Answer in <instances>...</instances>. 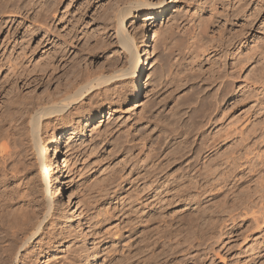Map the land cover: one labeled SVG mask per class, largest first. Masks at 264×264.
Returning <instances> with one entry per match:
<instances>
[{
    "label": "rangeland",
    "instance_id": "1",
    "mask_svg": "<svg viewBox=\"0 0 264 264\" xmlns=\"http://www.w3.org/2000/svg\"><path fill=\"white\" fill-rule=\"evenodd\" d=\"M151 1L156 3L158 0ZM166 1H168V6L161 11H166L165 14L163 13L164 16L159 12V16L148 22L145 27L147 32L146 45L143 46L141 38L137 37L138 47L141 50L144 63L143 73L138 80L140 83L138 101L133 104L130 103L128 106L121 105L120 108L105 102L102 94H93V96H96V98H92L93 101L95 100L97 105H103L105 112L102 116H94L87 127L86 136L80 135L77 140L79 143H88L92 141L91 137H93V142L99 141L102 143L100 144L102 147L100 146V149L95 150L90 147L82 153H75L70 156L66 175L63 179L57 173H52V181L54 182L51 189L50 187L48 189V185L43 182V176L40 177L43 173L41 174L39 170V161L36 162V158L29 155V173L22 181L17 182L18 189H15L12 199L8 198L0 201V237H5L7 234L11 236L15 230H18L10 229L11 224L6 219V215H12L16 212L17 215H20L19 213L32 215L43 209L46 198L51 197L57 206L54 213L56 216L61 217L62 207L66 206L68 197H71L74 209L73 217H70V220L66 219V221L59 219L60 222L56 228L50 222H47L44 234L38 240H34V245L29 247L35 257L41 248L44 249L43 255L38 259L39 264H63L75 245H77L76 248L85 246L91 253H98L99 257L96 260L93 259L91 264H109L110 258L117 256L120 259L122 256L129 254L132 258L127 261V264H145L142 259L147 255V251L141 253V255L136 254L147 250L145 246L149 243L152 244V247L156 246L157 248L156 241L160 240L162 242L165 239L164 237L171 236L174 242L177 240L185 242L189 239L190 241L194 238V240L199 239L189 251L188 256L185 257V264H264V214L257 215L256 218H253V216L239 217L240 219H236L235 223L231 222L227 216L228 211L233 207L235 198L230 190L236 186L238 177L231 180L228 186L220 191L221 187L216 184L215 179L217 178L214 172L218 168V166H214V159L219 153L228 151L229 148L238 144L243 137L247 138L249 136L250 140H254L257 135L253 134L261 132V127L264 126V88L255 92V94L250 90L234 97L224 105L222 118L214 124L216 107L213 106L214 103L211 102V99H207V101L210 100L209 104L206 100L201 103H194L196 105L189 104L191 106H183L178 103L180 102L178 97L184 94L182 91L183 82L189 72L192 74L193 65L189 62L191 60L187 52L183 53L184 56L182 55L171 61L172 63L169 66L171 69L168 71L169 77L161 86L151 88L148 85V88L146 87L147 71L150 68L146 60V51H152L153 53V48L158 45L162 34L169 26V14L177 12L193 15L194 23L190 25L191 31L196 32L197 30V39L203 40L209 46L202 58L200 57L194 65L193 74H201L203 77L209 76V73L213 70L211 64L218 60L211 46L226 42L229 37L240 33L245 34L247 39L246 43L236 52L234 58L240 53L244 58L253 55L250 64L242 73L243 79L253 78L250 81H255L263 75L261 79L264 80V60L262 59L264 54H259L264 51V7L256 11V4L251 3L250 7H247L249 12L246 15L240 10H237L238 13L240 12L239 14L236 13V9L231 7L232 4L236 3L235 0H230V3L233 1L230 5L227 4L229 0H226V2L225 0H195L197 4H193L192 0ZM243 1L250 3L255 0ZM243 1L242 3H244ZM65 9V7L62 9L61 17L65 13ZM251 13L253 14L251 15ZM144 17V15H140L137 19L136 14L132 17L133 19L130 18L127 29L132 35H140L139 25ZM207 20L210 22V26L205 33L203 23ZM10 28L6 29L5 35L10 32ZM26 28L27 26L24 29ZM24 29L19 32V37L24 33ZM59 29L63 32L67 30V26H61L60 24ZM90 30L92 31V29ZM110 36H113L114 40L115 36L112 31ZM221 36L225 37L222 38ZM224 38L226 40H223ZM83 40L82 36L78 49L73 55L79 50L77 55L90 53L87 56L91 64L89 67L91 73H97L103 67L106 72L105 67L107 64L104 59L107 51L95 52L89 50L87 52L88 43ZM114 42L110 46L109 52L120 57L121 68L123 64H126L127 59L123 51ZM13 44L9 49L2 50V58L6 59L10 53L16 52V57H20V62L30 69H37V65L45 60L52 48L51 46L38 47V40H36L32 44V48L36 47L33 48L35 53L34 55L30 54L32 57L28 54L27 60L21 55L20 48H14L15 44ZM173 45L175 46L174 41L169 46ZM185 55L187 56L185 57ZM230 63L232 65L233 60ZM83 66L82 64V73L77 74L75 78L87 74V70ZM8 75L9 72L1 74L0 82ZM65 84L66 82L63 85ZM242 87L243 85L240 84L237 86L238 90L243 89ZM48 95L52 97L58 95L56 85L38 87L32 91L20 84L19 97L23 107L27 103L28 106H25L32 107L38 103L48 101ZM150 107L153 108L152 111ZM82 120L84 119L75 117L67 126L65 123L58 122L52 124H58L59 127H62L57 134L60 139L70 133L73 127H78ZM212 120L214 121L211 124ZM106 125L111 127H107V129ZM62 130L65 132H61ZM241 131L243 132L242 135ZM138 132L144 134L142 137L150 138V141H153L152 148H149L147 153L151 155L154 153V155L151 156L150 160L144 159L145 155L142 156V161L138 165L140 168L137 169V167L134 168V159L125 154L123 149L129 146L131 139L137 140ZM232 132L235 135L233 140L223 137L225 142L221 147L219 149L213 148L212 144L216 142L217 135L223 133L222 135L226 136L227 133L231 135ZM262 132H264V129ZM261 139L263 140H260V142L263 143L259 145V150L255 154L264 151V138ZM210 145L212 148H209ZM50 147L51 143H48L47 148L49 151L52 149ZM154 150L155 152H153ZM136 152L134 155L132 154L133 157L137 154ZM195 157H199L198 163H195V159H197ZM189 161L191 163L193 161L192 167L189 169L190 174L183 182L182 180L179 181L177 175L179 171L188 166ZM47 166L48 169H51L49 164ZM147 171L154 172L155 179L152 178L153 180L149 181L146 178ZM240 171L241 169L237 174ZM262 174L264 175V173ZM240 176L241 174H239ZM113 177H120L123 180H119V188L116 189L117 193L115 194L109 191ZM206 177L207 179H203ZM149 182H152V184ZM61 188L64 190L61 191ZM46 189L48 192H46ZM182 190L184 191L182 192ZM60 201L61 204H59ZM223 201L227 202L226 207L228 208L226 211L217 209ZM200 216L201 218H199ZM192 224L194 227L191 226ZM71 228L77 234L73 231L72 236L69 232ZM149 233L151 239L146 240ZM77 235L79 236L77 237L78 240L74 238ZM81 236L86 237L84 244L79 241L82 239ZM171 242L172 239H169L168 243ZM1 248L2 246H0V264L5 256ZM113 249L116 250L114 256L110 252ZM161 251L162 249L158 247L155 252L158 254ZM177 257L182 256L178 254ZM157 259H163V257L159 256Z\"/></svg>",
    "mask_w": 264,
    "mask_h": 264
},
{
    "label": "bare ground",
    "instance_id": "2",
    "mask_svg": "<svg viewBox=\"0 0 264 264\" xmlns=\"http://www.w3.org/2000/svg\"><path fill=\"white\" fill-rule=\"evenodd\" d=\"M235 1L236 3L234 5L232 4L233 1L230 3V0L227 4H232L233 6L231 5V7L236 9V13L240 10L247 15L249 12L247 11V7L249 8L251 3L256 4V11L264 7V0H255L250 3L243 0ZM192 3L197 4L195 0H192ZM167 4L168 1L166 0H158L156 3L151 0H0V75L4 72H9V75L0 82V201L7 200L8 198L12 199L15 189H18L17 182L22 181L29 173V155L36 158V162L39 161V170L41 174L43 173L40 177L42 178L43 176L42 179L44 181H42L48 185V189L49 187L51 189L53 187L52 183L54 182L52 181V173H57L63 179L66 175L69 163L68 158L70 156H73L75 153H82L90 147L93 150L102 147L100 145L102 143L99 141L93 142V137H91L92 141L88 143H79L77 140L80 135H83V137L86 136L87 127L92 122V118L96 115L102 116L105 112L103 105L95 104V100L93 101L92 98H96V96H93V94L100 93L105 102L119 107L121 105L128 106L130 103L133 104L138 101L140 96V83L138 80L143 73L144 63L141 50L138 47L137 37L141 38L140 40H142L143 46H145L147 39L145 27L147 23L155 20L159 16V12L167 8ZM64 7L66 11L61 17V11ZM199 7L201 8V6ZM164 12L161 13L163 14ZM136 14L137 19L140 15L145 16L139 25V36L132 35L127 29L128 21ZM168 17L169 26L167 25L168 28L162 34L158 45L154 44L153 53L152 51H146V60L150 65L147 71L148 80L146 81V87L150 85L151 88H156L166 81L167 77H169L168 71L171 69L169 66L173 59H178L182 55L184 56L183 53L187 52L191 60L189 62L194 67L197 60L200 57L202 58L203 54L207 51L206 49L209 48L207 43L197 39V30L196 32H192L190 29V25L194 23L193 15L177 12L169 14ZM60 24L61 26L66 25L67 30L62 32L59 29ZM203 25V30L206 33L210 22L207 20ZM26 26L27 28L24 29ZM9 27H11V30L5 35V31ZM194 27L196 26L194 25ZM22 29H24V33L19 37V32ZM111 31L114 33V40L112 38L113 36H110ZM82 36L88 43L87 52L89 50L95 52L107 51L104 59L107 64L105 67L106 72L103 67L101 71L91 73V69L89 68L91 64L87 56L88 53L84 55L79 54V56L77 55L79 50L73 55L76 49H78L77 47L80 44ZM221 37L223 38L225 36ZM246 39L245 34L239 33L229 37L226 42L224 41L219 44L215 42L216 45L213 44L211 49L215 52L218 60L212 64L210 63L213 70L209 73V76L203 77L201 74H193L194 68L191 66L192 74L189 72L185 78L186 80L183 82L182 91L184 94L178 97V99L180 98V102L178 103H181L183 106L189 104L196 105L194 103H201L204 100L208 103L210 100L207 101V99H211V102L214 103L213 106L216 107V109L214 108L216 114H213L215 121L212 120L210 123L212 124L214 121L215 124L222 118L224 105L234 97L242 92L245 93L252 90L255 94V92L263 89L264 80L261 79L263 75L255 81H250L253 78L249 80L246 78L243 79L242 73L248 64H250L251 56L253 57V55H248L244 58L242 57V53H240L234 58L236 52L246 43ZM36 40H38V47H52L45 60L37 65V69H30L24 66L20 62V57H16V52L10 53L6 59H3V56H1L2 50L9 49L14 43V48H20L21 55L27 59L28 54L34 55L35 53L33 49L35 46L32 48V44ZM223 40L226 39L224 38ZM173 41L175 42V46L170 47L169 45ZM113 42L123 51L127 59L126 64H123L121 68L120 57L109 52ZM259 54H264V51H261ZM31 55L30 57H32ZM262 59L264 60V57ZM231 60H233L232 65L230 63ZM82 64L85 66L83 68L87 70V74H82V76L75 78L77 74L82 73ZM64 82H66L65 85H63ZM20 84L24 88L27 87L28 90L32 91L38 87H50L53 84L56 85V93L58 95L53 97L48 95V101L38 103L32 107H27V103L25 104L27 106L24 105L23 107V103L19 97ZM239 84L243 85V89L238 90L237 86ZM75 117H80L84 120L80 122L79 126L77 125L78 127H73L70 133H67L66 136L59 139L57 134L62 127L52 123H65L67 126ZM107 127L110 128L111 126L106 125ZM261 128L260 133L253 134L255 136L257 135L254 139L256 141L250 140L251 138L247 135V138H241L238 144L229 148L228 151L226 150L227 152L219 153L214 159V166H218L214 170L217 178L215 180L217 181V186L221 187L219 189L220 191L224 190L231 180L238 177L236 186L230 190L234 195L235 202L232 209L228 211L227 216L234 223L239 217L247 218V216H253V218H256L257 215L264 214V175L262 174L264 173V151L263 153L259 151L258 154H255L259 150V145L263 143L260 140L264 138V132H262L264 126ZM61 132L65 131L62 130ZM222 134L217 135V143L212 144L214 149H219L225 142L223 137L233 140L235 136L233 132L231 135L227 133L226 136ZM242 134L243 132L241 131ZM137 135V140L131 139L129 146H125L126 148L123 147V152L134 159V168L137 167L138 169L140 168L138 165L142 161V156L145 155L144 159L150 160L154 153L152 155L147 153L149 152V148H152L153 141H150V138L146 137L149 139L147 140L145 137H142L144 134L142 135L141 132H138ZM48 143H51V151L47 148ZM116 146L118 147V145ZM135 152L137 154L133 157ZM199 157H195L197 159L194 158L196 160H194L195 163L199 162ZM192 163L189 161L188 166H184L185 168L179 171L177 175L179 181L182 180L183 182L189 176V169L192 167ZM48 164L51 169H48ZM240 169L239 174L241 176L239 177L237 173ZM148 171L146 172L147 177H145L151 181L156 175L154 172ZM119 178L113 177L109 187V191L114 192V194L117 193L116 189L119 188V180H122ZM203 179H207V177ZM149 183L152 184V182ZM63 190L61 188V191ZM46 192H48L47 189ZM61 203L60 201L59 204ZM65 205L64 208L61 206V217L56 216L54 213L57 206L51 197L46 198V204L37 213L35 212L32 215L19 213L20 215H17L16 212L12 215H6V219L11 224L10 229L18 230H15L11 236L7 234L5 237H0V246H2L1 249L5 253L1 264H39L38 259L43 255L44 249L41 248L35 257V254L30 251L29 247L34 245V240H38L44 234L45 224L47 222H50L56 228L60 222L59 219L66 221V219L73 217L74 209L71 197H68L67 204ZM226 205L227 202L223 201L217 209L226 211L228 208ZM191 226L194 227L193 224ZM71 229H69V232L72 235L74 229L70 231ZM75 233L77 234V232ZM77 237L79 236L77 235L74 238L78 240ZM80 238H82L79 240L80 243L82 242L81 244H84L86 237L81 236ZM164 238L162 242L160 240L155 242L162 249L160 253L156 254L155 251L158 247H152V244L149 243L145 246L147 250L143 248L145 251L142 250L143 252L140 251L136 255H141V253L147 251V255H144L145 258L142 259L145 264H185V257L188 256L191 248L199 240H194V238L191 241L189 239L188 241L184 240L185 242H180V240L174 242L172 236ZM148 239H151L150 233L146 240ZM169 239H172L171 243H168ZM79 241H77L78 244H80ZM75 248L70 250L63 264H91L93 259L96 260L99 257L97 252L91 253L85 246ZM110 252L114 256L116 250L113 249ZM178 254L182 257H177ZM159 256H162L163 259H157ZM131 258L130 254L122 256L120 259L114 256L110 258L109 264H127V261Z\"/></svg>",
    "mask_w": 264,
    "mask_h": 264
}]
</instances>
